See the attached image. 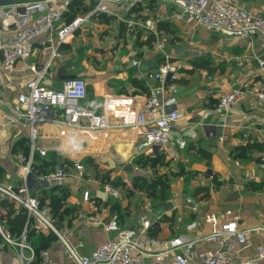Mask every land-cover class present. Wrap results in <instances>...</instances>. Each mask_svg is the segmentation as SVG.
<instances>
[{"label":"crops","instance_id":"crops-1","mask_svg":"<svg viewBox=\"0 0 264 264\" xmlns=\"http://www.w3.org/2000/svg\"><path fill=\"white\" fill-rule=\"evenodd\" d=\"M235 1L254 15L264 14V0ZM26 2L29 1L24 0L18 5L0 8V37L7 42H10L15 34L13 19ZM109 5L115 11L114 14L108 15L113 17V20L101 23L98 19L91 18L85 22L60 46L61 55L55 60L44 83L60 88L64 79L69 76L83 77L88 83L89 94L101 100L102 106L105 99H114L112 107L116 114H121L120 112L124 113L127 109L132 111L133 107L138 110L142 97L147 95L144 88L151 91L159 85L158 81L149 80L147 73L159 67L163 54L155 43L151 46L143 43L141 47H137L135 45L137 37L127 39L120 36L119 23L122 22L120 17L123 16L125 19L132 17L128 16L130 12L122 5L116 4V0H109ZM173 12L170 5L156 0L155 8L144 9L139 17L142 16L144 21L161 18L159 23L165 22L172 26L173 33L162 31L161 37L166 41L167 51L173 56V60L182 67L179 69L178 79L168 83L166 94L176 96L177 103L173 107L182 113L176 125V133L183 134L194 130L197 138L189 141V148L187 149V146L186 149L180 150L177 157H171L164 151L158 153L164 156L163 161L167 164H158L156 171L158 170L161 175L168 174L170 187L164 200L149 196L144 203L141 202L145 205L142 207L130 205L131 200L125 205L119 199L121 196L114 197L106 193L104 190L106 184L104 185L97 176V171L85 168V174L77 176L74 166H71L68 172L72 174L66 182L54 187L63 188L67 192L64 208L73 209V212L66 214L57 226L52 219L51 208L45 207L56 229V232H52L58 239L40 254L47 252L52 264L72 263L68 246L80 256H85L108 240L115 239L117 232L106 227L107 223L114 219H117L122 227H136L143 217L159 218V226L157 225L152 233L162 240L179 237L192 239L209 234L211 226L206 223L192 231L187 230V225L192 221H202L205 213L221 215L222 223H226L229 218L227 213L231 211L233 215L240 216L241 228L264 224V191H252L246 187L248 182H262L264 152L255 153L254 160L249 162H243L232 155L234 147L246 145L248 142L256 141L264 145V105L259 104L255 92L256 86L264 83V78L257 75V65L254 61H250L248 70L253 69L255 75L252 78L247 77L245 60H251L255 55L264 58L263 42L257 40L252 43L241 38L227 37L220 32L206 31L197 24L164 18L172 17ZM135 16H138V13ZM64 22L63 20L58 26H62ZM148 34L149 32L143 29L141 39L145 41ZM53 37L55 38V34ZM47 38L46 35L41 37ZM36 46L38 47L37 44ZM134 47L142 54L139 67L131 65L130 53ZM37 53L32 60L41 63L45 56H39ZM186 56L189 58L186 59ZM1 60L0 51V167L3 170L0 184L18 189L23 184V163L19 156H27L18 143L25 139L27 143L24 146L28 148L30 129L21 123L9 122L5 117L11 114L16 96L25 88L32 74L30 71H22L24 62H19L16 73L9 77L1 68ZM185 61L189 67H184ZM242 61L244 66L241 65ZM219 64L226 68H221ZM235 88H241L243 92L231 111L223 115L216 109L219 97ZM135 98L134 105L132 101H127ZM113 122L120 123L122 118L120 116L117 119L113 118ZM53 130L48 134L43 133L42 143L49 151H59L64 159L67 158L74 163L76 160L83 161L85 157H92L98 163L101 172H110L111 180L123 178L132 171L133 176L155 175L152 167L141 168L134 164L139 155L148 153L137 151L136 132L133 128H112L106 131L109 133L108 137L100 132L92 136L87 134L63 140L53 139L55 135ZM222 136L225 137L224 141L220 139ZM191 144L204 149L210 154L209 158H203L197 153V149L189 150ZM214 174L218 176L220 185L213 182ZM125 180L123 178L122 181L126 182ZM41 186L46 190L54 188L39 183L35 192ZM200 187L209 188L210 194L207 198H203L204 193L193 195ZM116 189H119L121 194L122 189ZM35 192L31 194L38 197ZM86 193L90 197L88 201L85 200ZM0 197L14 203L16 209L21 208L2 194ZM189 197H193L199 203L198 211H191L187 206L186 200ZM154 201L157 205L168 204L170 209L162 215L155 214L150 211ZM117 205L121 207L124 217L119 211L111 212L112 207ZM0 213L4 232L13 240L19 241L20 236H11L3 227L7 209L2 205ZM165 217L172 220H166ZM49 232L45 231L44 234ZM0 238V263L20 264V249L7 243L3 236ZM261 244H264V233H254L250 235L248 246L242 247L232 243L231 251L241 258H250ZM196 249L199 253H211L214 252L215 245L199 241ZM25 253L29 254L27 251ZM172 257L173 253L160 259L155 257L143 259L146 264H172Z\"/></svg>","mask_w":264,"mask_h":264},{"label":"built area","instance_id":"built-area-1","mask_svg":"<svg viewBox=\"0 0 264 264\" xmlns=\"http://www.w3.org/2000/svg\"><path fill=\"white\" fill-rule=\"evenodd\" d=\"M71 0H39L29 1L23 4L22 10L14 17L15 34L10 42L0 37V51L2 55L1 68L12 77L17 71V64L24 62L22 71H30L31 79L25 88L18 93L14 101L11 114L6 119L12 123H21L30 129L29 156L20 155L23 169V184L18 189L11 185L0 184L1 194L16 202L20 207L26 208L29 218L34 220V228L38 231H55L47 210L41 209L38 197L31 194L27 177L33 173V159L35 154L45 157L49 149L43 145L44 132L53 130L54 138L63 140L68 137L96 135L104 133L112 128L125 127L136 132L137 151L156 155L161 151L171 157H177L180 150L186 149L189 141L197 138V133L186 131L183 134L176 133V125L182 117L178 110L169 112L167 109L177 103L175 95H167L168 83L178 79L179 69L182 65L173 60V56L167 51L166 41L161 37L156 20L138 21L132 18L120 17L128 30L126 38L134 37L135 29L143 28L155 36V45L162 52V63L157 69L147 73L149 80L158 81L159 85L151 89L150 94L142 97L138 110H125L117 113L113 109L114 99H105L100 110L90 108L85 104L88 100V83L83 77L69 76L64 79L60 88H54L44 83L53 64L60 54V46L66 43L81 26L98 15L114 14L109 5V0H95V8L87 14H79L71 23L58 26L64 20ZM90 2V0H86ZM141 0H116L117 5H122L130 12ZM170 5L174 12L172 17L184 23H193L203 27L209 32H220L227 37L241 38L252 43L257 40L264 45V14L254 15L241 3L235 0H160ZM163 17V16H162ZM55 34V38L53 35ZM47 39H41L43 36ZM38 45V47L36 46ZM38 52V53H37ZM45 56L41 63L32 60L36 56ZM131 65L139 67L141 64L140 51L134 47L131 49ZM244 60V59H243ZM246 60V76L252 78L255 75L253 69L248 70L250 61L257 65V75L264 78V58L255 55L251 60ZM244 66V61L241 62ZM241 88H235L231 92L223 93L218 100L216 109L223 115L228 114L233 108ZM256 96L260 105H264V83L256 86ZM134 105L136 98L127 100ZM113 116V117H112ZM122 118V122H113V118ZM226 120V118H225ZM51 133V132H50ZM221 141L225 137L222 136ZM76 175L85 174V166L82 160L74 163ZM69 172L58 170L50 173H42L37 179L48 186H61L70 177ZM106 193L119 197L120 190L105 185ZM85 200H90L89 194H85ZM191 211H198L199 203L193 197L186 200ZM229 218L222 223V216L215 213H205L202 221L195 220L187 225V230L197 229L202 223L210 224L211 232L207 235L195 238H174L162 240L152 233L159 226V218L150 219L143 217L139 226L122 227L118 220L107 223L110 231L117 232V237L103 243L89 255L80 256L68 246L71 264H146L143 257H155L156 259L173 253L172 264H264V244L257 247L255 254L250 258H241L231 251V244L236 243L242 247L249 245L250 235L264 233V224L254 227L241 228L240 216L229 211ZM27 228L23 231L19 241L13 240L7 235L1 226L0 236L5 241L20 249V264H33L35 252L27 242ZM64 241V239H63ZM205 241L215 245L214 252L199 253L196 249L198 242ZM27 251L29 254L25 253ZM41 264H52L47 252L41 254ZM2 264V263H0Z\"/></svg>","mask_w":264,"mask_h":264},{"label":"trees","instance_id":"trees-1","mask_svg":"<svg viewBox=\"0 0 264 264\" xmlns=\"http://www.w3.org/2000/svg\"><path fill=\"white\" fill-rule=\"evenodd\" d=\"M144 3H146L144 5ZM95 0H90V2H87L86 0H71L68 10L66 13H64V21L65 23H71L76 16L79 14H87L92 11L96 6ZM156 6V0H141L129 13V17H133L136 20L144 21L142 16L139 17L140 13L148 8L153 10ZM138 13V16H135V14ZM99 20L101 23H109L113 20V17H110L106 14L98 15L95 17ZM158 29L159 31H163L166 33H173L172 26L169 23L160 22L158 23ZM128 30L127 25L124 22L119 23V32L120 36L126 37V32ZM148 32V31H147ZM137 37L136 46L141 47L143 43L151 46L153 43H155V36L152 34H148V38L143 41L142 35H143V29L137 28L135 29L134 33H132ZM142 54H140L141 57ZM65 68V67H63ZM64 70V69H63ZM147 95L150 94V90L148 91V88H144ZM90 108H96L97 110H100L102 108V101L94 99L92 95L88 93V100L87 104ZM27 143L26 140L20 141L18 144L20 145V148L23 147L24 154H26L28 157L30 147H25L24 144ZM190 145H188L187 149ZM19 147V146H18ZM197 149V153L200 154L203 158L208 159L210 154H208L204 149L200 147H196L195 145L191 144V147L189 150ZM261 153L264 152V145L258 144L256 141L248 142L246 145L236 146L232 150V155L236 159H240L243 162H249L250 160H254V154L255 153ZM164 156L163 155H146L141 154L139 155L135 160L134 164L138 165L141 168H146L148 166L152 167L155 175L152 177H145L143 175H137L133 179V187L145 190L150 197L156 196L158 199H165L166 193L169 190L170 187V178L168 174H159L158 170L156 171V167L158 164L166 165L163 161ZM264 162V161H262ZM83 164L86 169H92L97 171V176L101 178L102 183H109L114 188H121L123 189L125 186V182L120 180L119 178L116 181H111L110 178V172H101L99 170V165L96 163V160L92 157H85L83 160ZM71 166H74V162L71 160H68L67 158L64 159L59 151L53 150L50 151L45 157H41L38 154H35L33 159V174L35 176H38L42 173H50L55 172L58 170H62L64 172H68L69 168ZM3 176V170L0 167V179ZM213 182L216 185H220V182H218V176L213 175ZM105 185V184H104ZM246 187L252 191H264V181L257 183V182H248L246 183ZM128 194L130 193L129 189L127 190ZM133 192V191H132ZM209 188L203 187L198 188L194 192V196H196L199 193H204L203 198H207L209 196ZM35 194L38 196V199L40 201V207L41 209H45L46 206H49L51 208V214L52 219H54L55 224L58 226L59 222H61L62 218L68 214L72 213L73 209L70 208H64L65 203L67 199V192L61 188L54 187L51 190L42 189L41 187H38L37 192ZM0 205L2 207H5L7 209V213L5 214V219L3 222V227L5 231H8L11 236L19 237L27 228V241L33 246L36 257L34 264H41V252L45 250L47 247H49L55 240L58 239V236L50 231L48 234H44L42 231H38L34 228V220L32 218H29L28 211L26 208L21 207L20 209H16L14 203H10L7 201V199L2 200L0 197ZM119 211L120 214L124 217V214L122 212V209L119 205L113 206L111 209L112 213H115ZM118 217V216H117ZM166 220H172L171 218L165 217ZM2 237V236H1ZM1 241V238H0Z\"/></svg>","mask_w":264,"mask_h":264},{"label":"rangeland","instance_id":"rangeland-1","mask_svg":"<svg viewBox=\"0 0 264 264\" xmlns=\"http://www.w3.org/2000/svg\"><path fill=\"white\" fill-rule=\"evenodd\" d=\"M25 1H39V0H25ZM196 44V43H195ZM195 50H199L198 48H195ZM184 51V50H183ZM182 52V51H181ZM186 52H188V51H186ZM180 55H182V53L180 54ZM220 56V55H219ZM186 59H188L189 58V56H186L185 57ZM218 59H221V58H218ZM186 62L187 61H185V63H184V67L186 66V67H189L190 65L189 64H186ZM220 66H221V68H226V67H223L221 64H219ZM218 65V66H219ZM217 68H220V67H217ZM230 68H231V65H230ZM227 69H228V67H227ZM92 95V97H94L93 96V94H90V96ZM94 99H97L96 97H94ZM101 101V100H100ZM50 152V151H49ZM132 173H134V171H132ZM132 173H127V174H125V177H123L124 179H126L125 181V186H124V188L122 189V192H121V197L119 198L122 202H124L125 203V205H127L126 204V202L127 201H132V203H130V205H133V206H138V207H142V205H144V204H141V202L142 203H144V201L147 199V198H149V194L145 191V190H142V189H138V188H134L133 187V179L135 178V176H133L132 175ZM123 178H119L120 180H123ZM150 178V177H149ZM117 179H114V181H116ZM111 181H113V180H111ZM261 181H264V176H263V178H262V180ZM104 184H106V185H111V184H109V183H104ZM112 186V185H111ZM113 187V186H112ZM129 189V191H130V193L128 194L127 192V190ZM133 191V192H132ZM122 205H124V204H122ZM157 204L155 203V201L153 202V204H152V207H154V206H156ZM145 206V205H144ZM150 211H152V208H150Z\"/></svg>","mask_w":264,"mask_h":264},{"label":"water","instance_id":"water-1","mask_svg":"<svg viewBox=\"0 0 264 264\" xmlns=\"http://www.w3.org/2000/svg\"><path fill=\"white\" fill-rule=\"evenodd\" d=\"M22 1H24V0H0V8L18 5ZM167 110L169 112H173L175 110V108L172 106V107H169ZM39 183H41V182L37 179V177L33 173L28 175L27 185H28L30 192L34 193L35 189H36V185ZM169 209H170V206L168 204H159V205L154 206L152 208V211L155 214L162 215L163 213H165V211H167Z\"/></svg>","mask_w":264,"mask_h":264}]
</instances>
